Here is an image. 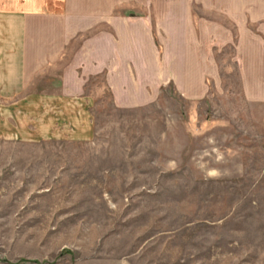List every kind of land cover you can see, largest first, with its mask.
I'll list each match as a JSON object with an SVG mask.
<instances>
[{"label":"rangeland","instance_id":"1","mask_svg":"<svg viewBox=\"0 0 264 264\" xmlns=\"http://www.w3.org/2000/svg\"><path fill=\"white\" fill-rule=\"evenodd\" d=\"M119 15L130 105L87 78L94 140H0V264H264V0Z\"/></svg>","mask_w":264,"mask_h":264},{"label":"crops","instance_id":"2","mask_svg":"<svg viewBox=\"0 0 264 264\" xmlns=\"http://www.w3.org/2000/svg\"><path fill=\"white\" fill-rule=\"evenodd\" d=\"M133 3L0 0V140H94L87 78L104 75L116 103L130 105L132 46L150 37L144 18L120 17ZM92 30L105 31L82 40Z\"/></svg>","mask_w":264,"mask_h":264}]
</instances>
